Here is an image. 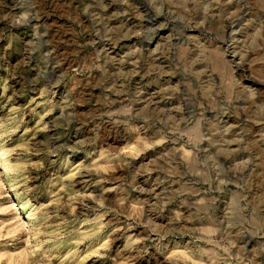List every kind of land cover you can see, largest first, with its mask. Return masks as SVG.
<instances>
[{"label":"rangeland","instance_id":"1","mask_svg":"<svg viewBox=\"0 0 264 264\" xmlns=\"http://www.w3.org/2000/svg\"><path fill=\"white\" fill-rule=\"evenodd\" d=\"M16 3L0 264H212L221 234L264 264V0H43L35 48ZM242 208L252 222L226 230Z\"/></svg>","mask_w":264,"mask_h":264},{"label":"clouds","instance_id":"2","mask_svg":"<svg viewBox=\"0 0 264 264\" xmlns=\"http://www.w3.org/2000/svg\"><path fill=\"white\" fill-rule=\"evenodd\" d=\"M43 0H17L16 7L12 14L11 26L24 27L30 30L31 35L34 37L33 47H37L42 42V37L45 33L44 24L46 23L43 17ZM169 0H160L161 7L157 9L158 14L163 15V4L168 3ZM243 21L238 22L239 27ZM128 115H131L129 110ZM162 142V141H161ZM246 208L239 210V213L235 217H228L224 221L225 229L240 228L243 229L245 224L251 223L250 218L245 217ZM216 233H213L215 235ZM222 235L221 240H205V243L213 244V249L205 251L200 250L202 256H208L212 264H219L220 261H225V264H231L232 260L235 259L239 264H245L242 253L237 254L235 257L232 255V249L236 247L234 243L227 240V237ZM218 250V251H217ZM223 253V255H221ZM191 264H205L203 259L194 260L189 256Z\"/></svg>","mask_w":264,"mask_h":264},{"label":"bare ground","instance_id":"3","mask_svg":"<svg viewBox=\"0 0 264 264\" xmlns=\"http://www.w3.org/2000/svg\"><path fill=\"white\" fill-rule=\"evenodd\" d=\"M21 216V215H20Z\"/></svg>","mask_w":264,"mask_h":264}]
</instances>
